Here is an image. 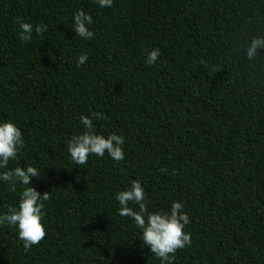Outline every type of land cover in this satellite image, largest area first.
Returning a JSON list of instances; mask_svg holds the SVG:
<instances>
[{
    "label": "trees",
    "instance_id": "trees-1",
    "mask_svg": "<svg viewBox=\"0 0 264 264\" xmlns=\"http://www.w3.org/2000/svg\"><path fill=\"white\" fill-rule=\"evenodd\" d=\"M79 9L91 40L72 28ZM17 18L47 30L21 42ZM254 36L264 37V0H0V122L25 142L8 169L36 167L30 186L50 193L47 235L29 252L17 227L0 225V264H161L118 214L132 180L151 211L184 204L191 244L173 264H264V50L245 52ZM91 112L104 114L97 134L124 137V160L72 162L67 141ZM25 187L0 180V215Z\"/></svg>",
    "mask_w": 264,
    "mask_h": 264
},
{
    "label": "clouds",
    "instance_id": "clouds-1",
    "mask_svg": "<svg viewBox=\"0 0 264 264\" xmlns=\"http://www.w3.org/2000/svg\"><path fill=\"white\" fill-rule=\"evenodd\" d=\"M100 7H112L113 0H95ZM19 25V39L21 42H29L32 39L33 30L37 35H42L47 30V25H33L17 18ZM93 23L91 15L83 9L73 14V30L76 36L91 40L94 32L89 30ZM258 50H264V37L254 36L245 48L248 60H254ZM161 50L153 48L145 52V63L148 66L156 64ZM88 60L86 54L78 58V65ZM221 71L217 68V72ZM198 95V93H197ZM93 119L102 120V112H91L90 116L81 115L80 121L84 127L82 133L72 136L67 141V152L74 164L83 166L88 163L89 156L103 157L108 154L115 162L124 160V137L115 133L105 137L94 130ZM25 142L20 128L11 121L0 122V180L4 181L9 190L16 191V183L28 186L19 196L18 206L8 207L7 214L0 215V225H12L18 228V237L23 242L25 253L33 246L38 245L47 235L43 225L45 213L43 211L45 201L50 199V193L41 194L31 187L32 178H38L41 173L34 166L26 168L17 166L8 169L10 160H15L19 152L24 148ZM162 172L166 171L161 169ZM115 199L119 203L118 214L131 218L136 227L141 230V241L148 246L151 254L161 261V264H173L175 254L191 244V233H186L184 228L190 223L189 215L184 211V204L173 201L167 211L149 210L145 190L139 180H132L130 187L116 194ZM134 205L135 207H131Z\"/></svg>",
    "mask_w": 264,
    "mask_h": 264
}]
</instances>
